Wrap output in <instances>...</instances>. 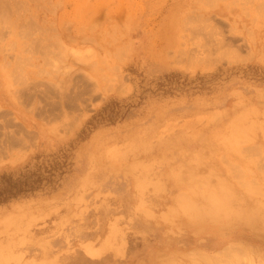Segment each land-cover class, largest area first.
Wrapping results in <instances>:
<instances>
[{
	"label": "rangeland",
	"instance_id": "374dc122",
	"mask_svg": "<svg viewBox=\"0 0 264 264\" xmlns=\"http://www.w3.org/2000/svg\"><path fill=\"white\" fill-rule=\"evenodd\" d=\"M57 162L0 264H264V0H0V178Z\"/></svg>",
	"mask_w": 264,
	"mask_h": 264
},
{
	"label": "trees",
	"instance_id": "16d2710c",
	"mask_svg": "<svg viewBox=\"0 0 264 264\" xmlns=\"http://www.w3.org/2000/svg\"><path fill=\"white\" fill-rule=\"evenodd\" d=\"M65 166V162H57L55 165L44 167V173L41 167L33 171L23 173L17 178L3 176L0 178V204L12 199L34 193L45 186L54 183L56 172Z\"/></svg>",
	"mask_w": 264,
	"mask_h": 264
},
{
	"label": "bare ground",
	"instance_id": "6f19581e",
	"mask_svg": "<svg viewBox=\"0 0 264 264\" xmlns=\"http://www.w3.org/2000/svg\"><path fill=\"white\" fill-rule=\"evenodd\" d=\"M245 12H246V11H245ZM246 13H247V12H246ZM195 17H196V16H195ZM199 17H200V16H199ZM185 20H186V19H185ZM188 21H189V20H188ZM190 22H191V21H190ZM198 22H199V21H198ZM206 23H207V22H206ZM206 23H205V24H206ZM204 27H205V26H204ZM202 31H203V30H202ZM214 31H215V30H214ZM190 32H191V31H190ZM215 32H216V31H215ZM207 33H208V32H207ZM189 34H190V33H189ZM210 38H211V37H210ZM197 42H198V41H197ZM219 43H220V41H219ZM194 44H195V43H193V45H194ZM214 44H217V43H214ZM212 45H213V44H212ZM197 46H198V44H197ZM209 46H210V45H209ZM202 47H203V46H202ZM210 47H211V46H210ZM216 47H217V46H216ZM211 48H212V47H211ZM221 48H222V47H221ZM190 49H191V48H190ZM212 49H214V48H212ZM217 49L219 50V48H217ZM227 49H228V48H227ZM236 49H237V48H236ZM206 50H207V48H206ZM223 50H224V49H223ZM230 50H231V49H230ZM198 51H199V50H198ZM209 51H212V50L210 49ZM209 51H208V52H209ZM231 52H232V51H231ZM206 53H207V52H206ZM224 53H225V52L223 51L222 54H224ZM167 54H168V53H167ZM184 54H185V53H184ZM188 54H189V53H188ZM200 54H201V53H200ZM208 54H209V53H208ZM217 54H218V51H217ZM181 55H182V54H181ZM224 55H225V54H224ZM182 56H183V55H182ZM182 56H181V57H182ZM187 56H188V55H187ZM191 56H192V55H191ZM193 56H194V55H193ZM233 56H234V55H233ZM179 57H180V56H179ZM179 57H178V58H179ZM220 57H221V56H220ZM223 57H224V56H223ZM176 58H177V56H176ZM176 58H175V59H176ZM208 58H209V57H208ZM208 58H207V59H208ZM227 58H228V57H227ZM182 59H183V58H182ZM205 59H206V58H205ZM209 59H210V58H209ZM191 60H192V59H191ZM213 60H214V59H213ZM177 61H178V60H177ZM206 61H207V60H206ZM238 183H240V182H238ZM222 188H223V187H222ZM224 189H225V188H224ZM226 190H227V189H226ZM210 193H211V192H210ZM211 194H212V193H211ZM215 201H216V200H215ZM261 203H262V202H261ZM217 205H219V204H217ZM222 205H223V204H222Z\"/></svg>",
	"mask_w": 264,
	"mask_h": 264
}]
</instances>
